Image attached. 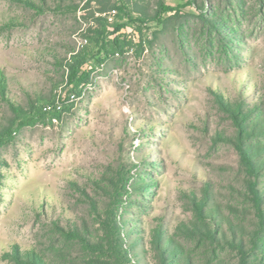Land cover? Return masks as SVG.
<instances>
[{
	"label": "rangeland",
	"instance_id": "374dc122",
	"mask_svg": "<svg viewBox=\"0 0 264 264\" xmlns=\"http://www.w3.org/2000/svg\"><path fill=\"white\" fill-rule=\"evenodd\" d=\"M30 1L0 0V264H14L5 254L15 247L50 251L51 217L90 221L72 185L93 193L92 180L120 166L156 181L148 207L132 195L119 212L143 244L158 219L172 231L187 219V195L206 182L228 200L240 182L238 154L213 138L233 127L211 90L264 100V0H245L236 12L250 48L242 67L227 73L201 45L188 64L171 34L152 51L156 25L128 20L133 0H113L111 21L96 17L94 0ZM80 36L87 42L79 46ZM71 93L78 98L69 102Z\"/></svg>",
	"mask_w": 264,
	"mask_h": 264
},
{
	"label": "trees",
	"instance_id": "16d2710c",
	"mask_svg": "<svg viewBox=\"0 0 264 264\" xmlns=\"http://www.w3.org/2000/svg\"><path fill=\"white\" fill-rule=\"evenodd\" d=\"M94 1L101 10L115 6L113 0ZM244 4L245 0H179L173 8L165 0H133L128 20L156 25L148 40L152 51L162 36L171 34L188 64H195L196 47L201 45L204 57L216 60L227 73L242 67L250 48L244 17L236 15ZM158 48L160 53L165 51L161 44ZM160 67L157 77L162 81L166 69ZM211 94L233 127L230 135L221 137L215 131L213 138L230 144L238 154L240 182L229 186L228 200L222 202L206 182L198 192L187 195V219L179 221L173 231L158 219L143 244L140 229L119 212L127 209L125 199L132 195L138 208L146 205L145 195L156 181L145 172L131 175L120 166L108 178L92 180L93 193L72 185L90 221L66 217L62 222L51 217L50 251L15 247L5 256L14 264H264V100L249 101L250 92L243 91L233 99L218 90Z\"/></svg>",
	"mask_w": 264,
	"mask_h": 264
},
{
	"label": "built area",
	"instance_id": "2783aa9c",
	"mask_svg": "<svg viewBox=\"0 0 264 264\" xmlns=\"http://www.w3.org/2000/svg\"><path fill=\"white\" fill-rule=\"evenodd\" d=\"M116 9H114V8H111V9H108V10H97L96 12H95V15H96V17H98V18H101V19H103V20H107V21H111L114 17H115V15H116ZM92 23V22H91ZM85 26H86V24L84 23L83 24V26L80 28V30L77 32L78 34H80L81 32H84L85 31ZM81 38H80V41H79V46L80 45H83V44H85L86 42H87V38L85 37V36H80ZM78 46V47H79ZM132 51V49L131 50H129V52H131ZM78 98V96H76V94L75 93H71V94H69L68 95V101L69 102H72V101H74V100H76ZM57 110H61L62 109V107H63V101H62V99H60V98H57L56 100H55V102H53V104H52ZM50 107V106H49Z\"/></svg>",
	"mask_w": 264,
	"mask_h": 264
}]
</instances>
